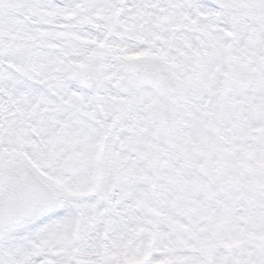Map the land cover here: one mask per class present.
<instances>
[{"label": "snow or ice", "instance_id": "snow-or-ice-1", "mask_svg": "<svg viewBox=\"0 0 264 264\" xmlns=\"http://www.w3.org/2000/svg\"><path fill=\"white\" fill-rule=\"evenodd\" d=\"M0 264H264V0H0Z\"/></svg>", "mask_w": 264, "mask_h": 264}]
</instances>
